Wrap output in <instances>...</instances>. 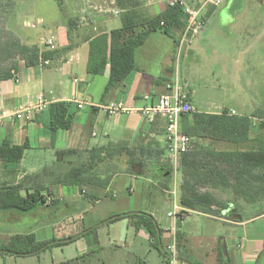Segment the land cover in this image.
Segmentation results:
<instances>
[{"label":"crops","instance_id":"crops-1","mask_svg":"<svg viewBox=\"0 0 264 264\" xmlns=\"http://www.w3.org/2000/svg\"><path fill=\"white\" fill-rule=\"evenodd\" d=\"M138 1L141 3L139 8L150 17L162 14L168 6L167 0ZM197 1L199 3L201 0H187L190 4ZM99 2L98 5H92V0H86L87 22L84 38L74 36L69 40L66 37L63 44L56 43L52 49L47 48L58 50L55 58L47 64L41 63L27 67L23 61L18 60V70L14 78L0 83V110L13 111L20 104L34 103L38 95H42L47 103L46 109L31 122L8 120L0 123V145L7 140L13 145L28 146L17 165L5 167L0 161V188L23 184L22 196L35 190L49 188L53 195L51 200H55L56 205L61 203L62 213L67 216V223L50 228L52 233L49 228L47 232L42 231V237L37 236L33 230L28 233H33L39 242L52 239L67 240L81 234L84 227L71 222L72 215H69V212L73 210L71 207L73 204L64 205V202L69 203L68 200H73L75 195L76 186L69 174L74 168L84 164L88 191L80 189V193L97 205L104 197L109 196L112 199L116 197L113 192L114 187L118 189L125 187L126 193L131 195V189L126 186L128 183L132 185L134 181L141 195L145 187L158 188L169 197L175 190L173 198L177 197L179 206L184 181L190 187L197 189L198 193L208 194L217 204L239 205L237 211L240 217L236 216L234 207L220 209L218 216L185 210L187 213L180 220L179 228L160 229L159 244L164 250L167 245L175 242L180 253V261L184 264H264V169H254L248 176L236 180L235 174L238 173V167L231 156V153L235 151H264V109L256 111L257 116L251 118V127L245 140L233 143L220 139L217 135L194 138L188 158L183 160L180 156L176 168L167 160L163 118L156 117L150 122L137 111L107 116L97 109V106L114 102H122L129 109H138L155 104L162 95H171L177 82L175 76L178 65L180 66L183 60L191 62L196 57H200V54L204 52L200 47L210 48L211 55L216 53L213 57L220 63V70L224 71L225 66H229V59H233V47L230 44L233 37L231 38L229 33L232 31L234 35L235 23L231 22L229 17L230 21L228 19L225 24H221L219 31L212 21L218 19L221 14L229 16V12H238L242 7L233 5L208 8L203 13V28L193 43L182 50L180 57L176 50L179 31L171 32L172 43L169 42L170 38L161 31L151 33L145 43L136 50V69L122 84L104 94L108 72L102 75L87 73L88 43L96 35L121 28V11L116 6L115 0H105L109 3V9L101 7L102 2ZM112 16H116L118 21L110 18ZM39 20L41 22V19ZM151 39L156 40L157 46L145 48L146 43ZM219 41L220 48L216 47ZM33 44L27 43V45ZM211 67L216 68L217 65L213 66L212 63ZM75 79L77 82H74ZM182 86L180 87L184 90ZM186 93L195 110L194 113L218 115L223 112L228 114L234 112V116H251L239 115L233 109L212 112L210 105L206 111L200 110L190 93ZM74 100H88L94 106L86 105L78 109ZM59 102L70 105L69 112L73 114L72 124L70 129H59L52 134L50 132L52 112L49 106ZM186 129H188V123L182 117L180 130ZM94 130L97 132L95 133ZM98 134L100 136L99 140L95 141L97 143L92 142L90 137L97 138ZM119 143L126 144L128 149L134 151L136 160L134 163H131L125 155L105 159V155L99 152L106 146ZM64 151H72V153L65 157L57 155V152ZM44 156H53L52 167L44 166L42 160ZM80 157H82L81 160ZM120 159H123L124 164L117 168L115 163H118ZM108 170L113 172L111 177L106 175ZM166 173L171 175L165 176ZM173 179L175 181L171 185ZM118 182L123 183L122 186ZM41 194H45V191ZM127 202L128 200L122 201L120 202L122 204L115 206L109 213L113 215L108 217V221L115 216L135 212L146 213L154 218L150 209L140 210L139 207H134ZM173 202L176 203L175 200ZM47 203L50 204L49 200ZM180 208L184 210L181 206ZM213 209L217 208L213 207ZM37 210L31 213L30 217H36ZM22 215L30 214L0 211L1 223H3L0 230L12 232L10 237L15 234H24L5 229L4 226L6 223L10 224L11 220H25ZM192 216L197 218L189 220ZM122 220H125L126 227L124 243L129 249L122 257L118 256L122 246L116 240H112L109 248L116 249L114 257L118 258L115 259L116 261L109 260L108 264H168L166 255L161 253V259H150L151 251L146 248L145 243L147 242L151 247L154 246L148 233L144 229L136 231L128 219ZM96 226L93 225L91 229L86 227V236ZM90 250L86 247V260L92 253ZM99 261L102 264L106 263L102 258ZM68 262L61 264H68Z\"/></svg>","mask_w":264,"mask_h":264},{"label":"rangeland","instance_id":"rangeland-1","mask_svg":"<svg viewBox=\"0 0 264 264\" xmlns=\"http://www.w3.org/2000/svg\"><path fill=\"white\" fill-rule=\"evenodd\" d=\"M99 1L92 0V5H98ZM221 1L220 8L233 5L242 7L238 12H229V16L221 14L218 19L212 21L219 31L221 24H225L228 19L230 21L231 18V22L234 21L235 23L233 25L234 35L232 31L229 33L231 38L233 37L230 42L231 47H233V59H229V66H225L224 71L220 70V63L213 57L216 53L211 55L210 48L200 47L204 50L200 57H196L191 62L183 60L180 66L178 65L175 78H177V83L180 86L183 85L184 90L190 93L198 109L206 111L210 105L212 112L233 109L239 115L249 116L264 109V0ZM100 2H102L101 7L109 9L108 2L105 0ZM233 16L235 17L233 18ZM110 18L118 21L116 16ZM70 19H74L76 22V25L70 29L71 31L68 28ZM86 22V0H0V49L2 48L4 51L3 48L12 38L19 45L34 43L40 48H44L41 47L42 39L48 37L54 40V44H63L68 37V31L71 32V38L74 36L84 38L86 36ZM165 36H168L169 42L172 43L171 36L166 34ZM155 43L156 40L151 39L146 43L145 48L157 46ZM220 43V41L217 42L216 47L220 48ZM142 50L146 51L147 49ZM5 56L6 53H0L1 69L9 68L13 63V61L3 62ZM16 59L18 60L17 57ZM212 63L213 66L217 65V67H211ZM94 132L96 133L97 130ZM99 136L100 134L97 138L90 137V140L95 142L99 140ZM81 159L82 157H80ZM42 160L44 166L52 167L54 164L53 156H44ZM118 161L115 166L117 168L122 167L123 159ZM106 172L107 176H112V170ZM174 181L175 179L171 185L174 184ZM118 184L120 183L118 182ZM122 184L120 185L122 186ZM128 186V189L132 191L131 195L126 193L125 187L122 189L114 187L113 192L116 197L114 199L109 196L104 197L98 205L80 193V189H87L86 185L76 186L74 199L68 200L69 203L64 202V205L73 204L71 206L73 210L69 212V215H72L71 222L79 227H84L81 232L83 235L75 238V241L69 245L48 249L38 256L0 255V264H61L67 261H69L68 264H102L99 261L101 258L105 259V264H108L109 260L116 261L115 259L118 258L114 257L116 249L112 247L110 250L109 248L112 240H116L122 246L118 256L122 257L129 249L124 243L125 220L108 223V217L113 215V213L109 214L110 211H113L118 204H122L120 203L122 201L128 200L127 204L139 207L140 210L150 209L149 211L152 212L160 229L179 228L180 219L175 220L168 216L170 212H174V200L180 207L176 201L177 197L174 199L172 195L169 197L168 194L161 192L158 188L152 187L150 189L145 187L141 195L136 181L132 182V185L128 183L126 187ZM60 204L48 208L40 206L37 208L36 217H30L32 214L22 215L25 220H11L10 224H4L5 229L16 230V233L24 234L33 230L40 237H42L43 230L47 232V228L52 233L50 228H54L57 224L67 223V216L62 213L63 206ZM189 218L192 220V218L197 217ZM1 222L2 217H0V226L3 224ZM93 225H97L96 228L92 229L86 236V227L91 229L90 227ZM6 231L8 230H0V246L6 244L11 238L12 232ZM140 242L142 246V241ZM145 245L151 251L150 259H161L157 248L149 246L147 242ZM86 247L92 251L87 260Z\"/></svg>","mask_w":264,"mask_h":264},{"label":"trees","instance_id":"trees-1","mask_svg":"<svg viewBox=\"0 0 264 264\" xmlns=\"http://www.w3.org/2000/svg\"><path fill=\"white\" fill-rule=\"evenodd\" d=\"M115 4L121 11V28L110 32H103L91 38L88 43V57L86 63V71L90 75H102L108 72V82L105 87L104 94L111 89L118 87L125 79L136 69L135 53L137 48L142 46L151 33L161 31L166 35L173 37V30L179 31L180 35L186 25V15L179 6L169 7L165 12L155 16H146L138 0H115ZM194 6L198 5L193 2ZM163 23V26H161ZM76 25L74 19L68 21L69 30ZM71 31V30H70ZM68 31V39L71 40V32ZM179 35V38H180ZM178 38V40H179ZM5 47L0 49V53H6L3 62H12L11 66L6 69L0 68V83L5 80L14 78L17 73V62L21 60L27 67L37 66L45 61H51L55 58L58 50H48L40 48L37 45H19L13 38L9 39ZM177 40V43H178ZM6 43V42H5ZM176 43V45H177ZM18 58V60L16 59ZM16 59V60H14ZM70 105L62 102L54 103L49 106L52 112L50 120V132L55 134L59 129L68 130L71 127L73 114L69 112ZM257 116L255 113L249 117L234 116L227 112L218 115L194 113L190 117L184 116V120L188 123V129L181 131L188 135L192 140L194 138H208L210 136H218L220 139L228 140L233 143H240L245 140L251 127V118ZM27 145H13L9 141L4 140L0 145V161L5 167L9 165H17L27 149ZM99 152L105 155V159L127 156L131 163H134V151L128 149L126 144L119 143L112 146H106ZM72 151L57 152L59 157H65ZM189 152L183 154V160L188 158ZM233 162L238 167V173L235 179L248 176L249 172L254 169H264V151H235L231 153ZM86 165L82 164L78 168H74L69 176L74 179L75 186L86 185L87 178L85 174ZM171 171V170H170ZM171 173L169 174V176ZM190 174L188 173V176ZM184 171V179H185ZM183 194L180 199V206L185 210L198 212L207 215H220V209L234 207L236 216L240 217L237 209L239 205L228 206L215 203L208 194H200L197 189L190 187L186 181L182 183ZM24 191L23 184L10 185L0 188V211H12L20 214H31L38 207H47L51 203L56 205L55 200H51L53 195L49 188L35 190L31 193ZM45 191V194L41 192ZM49 200V203L47 201ZM213 207L217 208L216 210ZM233 213V212H232ZM231 217V216H229ZM122 219H128L129 223L135 230L144 229L150 239L152 245L158 249L159 253L165 256V251L159 245L160 228L155 219L146 213L135 212L127 213L113 217L108 223H113ZM83 234L74 236L67 240L52 239L49 241L39 242L33 233L15 234L10 240L0 246V255L4 256H34L41 252L54 247H61L69 242L75 241V238L81 237Z\"/></svg>","mask_w":264,"mask_h":264},{"label":"built area","instance_id":"built-area-1","mask_svg":"<svg viewBox=\"0 0 264 264\" xmlns=\"http://www.w3.org/2000/svg\"><path fill=\"white\" fill-rule=\"evenodd\" d=\"M221 0H201L197 6L187 2V0H167L169 7L179 6L186 15V25L181 32L180 38L176 45L177 55L180 57L182 50L190 46L199 35L204 25L203 13L210 7H219ZM163 26V23H161ZM33 27V26H32ZM41 47L52 49L54 42L51 38H44L41 41ZM45 61L43 64H47ZM74 82H77L75 79ZM171 95H162L155 104L145 106L138 109H129L122 102H114L109 105L97 106V109L107 116H115L118 114H128L131 111L139 112L142 117L152 122L156 117L165 120V144L167 160H169L174 168L177 167L179 157L190 151L192 138L183 134L180 130V121L182 117L195 112L194 108L188 100V94L176 82ZM78 109H82L86 105L94 106L88 100H74ZM47 107V103L42 95L36 97L34 103L20 104L13 111L0 110V123L8 120H16L20 122H31L39 116ZM230 115H235L230 112ZM175 196V190L171 192ZM174 212L168 214L175 220L182 219L183 210L174 203ZM168 264H184L180 261V253L175 242L170 243L164 249Z\"/></svg>","mask_w":264,"mask_h":264},{"label":"water","instance_id":"water-1","mask_svg":"<svg viewBox=\"0 0 264 264\" xmlns=\"http://www.w3.org/2000/svg\"><path fill=\"white\" fill-rule=\"evenodd\" d=\"M167 174H169V173H166L165 176H166Z\"/></svg>","mask_w":264,"mask_h":264}]
</instances>
